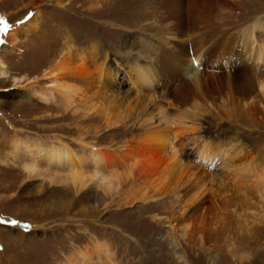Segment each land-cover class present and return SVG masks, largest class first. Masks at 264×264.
<instances>
[{
	"label": "rangeland",
	"instance_id": "1",
	"mask_svg": "<svg viewBox=\"0 0 264 264\" xmlns=\"http://www.w3.org/2000/svg\"><path fill=\"white\" fill-rule=\"evenodd\" d=\"M30 2L0 0V37L34 12H39L38 28L42 34L38 41L29 37L13 46L0 43V61L9 72L8 76L0 77V264H66L91 239L110 246L111 264H264V202L258 199H254L257 207L253 215L256 218L250 219L247 230L237 234L230 247L223 240L208 241L207 235H203L201 241L190 234L183 236L177 230L174 233L177 247L168 238L172 229L168 218L174 216L171 223L179 227L183 218L200 213L202 207L205 209L210 195L222 194V179L226 176L225 167L235 156L233 150L237 155L249 153L264 159V97L246 100L242 114L241 105L235 101L236 98L240 100L239 95L234 92L233 97H223L220 104L216 100L218 106L202 101L190 106L187 102L185 105H189L195 115L187 117L184 128L196 127L198 130L179 137L177 161L180 160L179 165L185 169L178 172L171 186L157 199L148 202L138 199L139 193L148 189V178L138 180L133 177L125 178L115 190L104 194L103 203H97L90 192L73 197L63 187L48 184V181H44L42 191L36 192L35 187L40 185L41 179H26L20 166L12 164L8 138L16 136L47 143L59 140L76 151L81 148L78 142L81 136L83 144H94L106 148L108 153L116 150L126 155V149L138 145L147 134H150L148 138L154 135L170 137L171 131L177 130L174 125L179 121L165 119H174L180 111L177 107H169L175 101L164 93L168 87L166 82V85H151L154 80L146 73L147 83L140 84L138 72L129 67L132 60L137 59L138 45L149 43L142 32L146 29L144 25L148 23L155 28L150 32H159L152 21L146 23L147 20L138 15L137 27L127 28L129 33H115L104 30L112 27L102 23L105 18L98 19L94 15L89 0H67V5L60 6L55 5V0ZM214 14L216 23L229 25L224 28L237 53L243 49L242 42L247 40L251 29L255 30L256 44H263L264 0H241L238 5L230 3L217 8ZM109 19L110 23H127L116 11L109 14ZM112 33L115 34L107 36ZM65 39L76 47H95L98 61L102 60L101 56L106 57L108 71L116 76L107 80L104 93L109 99H115L119 109L127 114L125 125L105 129L100 116L62 112L55 104L42 103L32 95L35 86L47 85L43 74L55 62L51 50ZM224 48L222 51H229V44ZM139 58L138 65L148 66ZM236 71L240 72V68L225 72V75L234 76ZM180 76L185 79L182 74ZM236 79L238 81L239 77ZM202 98L211 101L208 95ZM84 130L88 131L82 135ZM206 142L213 144V151L218 149L219 153L210 166L200 163L199 152ZM231 145L235 147L232 151ZM163 154L170 156V150L165 148ZM125 162L129 163L128 156ZM204 173L208 179L206 195L196 206L189 207L195 178ZM142 185L146 187L142 188ZM27 187L32 190H25ZM185 204L184 212L178 211ZM100 261L104 263V259Z\"/></svg>",
	"mask_w": 264,
	"mask_h": 264
},
{
	"label": "bare ground",
	"instance_id": "2",
	"mask_svg": "<svg viewBox=\"0 0 264 264\" xmlns=\"http://www.w3.org/2000/svg\"><path fill=\"white\" fill-rule=\"evenodd\" d=\"M34 1L36 0H31ZM145 1L89 0V5L94 8V15L98 19L105 18L103 24L112 27L104 29L105 31L129 33L130 30L126 29L137 27L138 15L139 18L147 20L146 23L152 21L157 25L159 30L157 34L150 32L155 29L150 24L144 25L146 29L143 28L142 32L146 34L144 36L149 43L139 44L138 50L135 51L136 58H142L148 66L138 65L136 59L132 60L129 67L138 72L140 84L147 83L144 76L146 73L154 80L151 85L156 86L166 82L168 87L164 93L175 101V104H169V107H177L180 112L174 119L167 117L165 121L178 119L179 123L174 125L177 130H172L170 137L154 135L148 138L150 134H147L138 145L127 147L125 154L129 159L128 164L125 162L127 156L122 155L120 151L112 150L108 153L106 148L89 143L83 144L81 136L78 137L81 148L76 151L59 140L47 143L39 139L12 136L8 138L10 160L12 164L20 166L26 179H41L40 185L35 187L37 193L42 189L44 181H48V184L63 187L73 197L90 192L97 203H103L104 194L115 190L125 178L133 177L138 180L148 178V185L145 184L148 189H143L138 199L144 202L157 199L159 198L157 196L171 186L178 172L185 169L179 165L180 160L177 161L176 146L181 143L179 137L183 134L198 130L196 127L184 128L187 117L195 115L190 106L200 101L209 105L219 100L220 104L223 97H233L234 92L239 95L240 100L236 98L235 101L237 105H241L240 114H242L245 112L243 105L246 100H260L264 97V74H261L264 70L259 72L264 69V42L257 45L255 30L251 29V32L247 31V40L242 42L243 49L237 53L238 51L231 47L232 44L228 41L230 36L224 28L229 25L218 24L213 19L217 8L228 6L230 3L238 5L241 0H232L228 3L224 0ZM65 2L67 0H55V5L60 6L63 3L67 5L68 3ZM115 11L121 13L128 24H116L115 21L110 23L109 14ZM38 15L39 12H34L15 29L10 28L9 33L0 37V41L3 39L5 44L12 46L29 37H34L38 41L42 37L38 28ZM115 33L107 36H113ZM228 44L229 51H222ZM51 54L55 57L54 65L43 74L48 83L46 86H35L32 89L33 96H37L42 103L55 104L62 112L71 114L81 112L85 115L100 116L104 121L105 129L125 125L127 114L124 115L119 109L115 99H109L104 93L107 80L116 76V73L111 74L108 71L105 56H101L102 60L98 61L95 47H76L69 39L61 41L52 48ZM243 57H245L244 61ZM238 68L240 72L236 71L234 76L230 73L225 75V72H232ZM144 69L146 71H143ZM8 74L6 66L0 61V77H6ZM237 77H239L238 81ZM203 95H208L211 101H203ZM187 102L191 105H185ZM216 104L218 106V103ZM92 129L88 128L89 131ZM88 130L82 131V135ZM212 145L206 142L201 147L199 152L201 164L210 166L215 155L219 154L218 149L215 150L216 152L213 151ZM165 148L170 150V156L163 154ZM233 149L235 147L232 146L230 150ZM233 151L235 156H232L231 163L225 167L226 176L223 175L222 179L224 185L222 194L210 195L211 199L205 209L202 207L198 211L200 213L195 212L183 218L179 227L171 223L174 221V216L168 218L169 226L172 225L168 238L175 247H177L174 242L176 230L183 236L190 234L191 237L196 236L201 241L203 235H207L208 241L223 240V243L230 247L234 237L246 231L250 219H253V210L257 207L254 199L264 202V159L249 153L237 155L235 150ZM260 160L262 163L259 164ZM205 171L207 173L208 170ZM206 173L196 176L195 189L191 194L190 204L188 202L189 207L196 206L206 195L208 184ZM190 176L193 177V174ZM146 186L142 185V188ZM25 190L32 189L27 187ZM186 206L187 204L183 205L178 211L183 213ZM82 247L81 251L77 255L73 254L66 264H111V248L106 242L91 239ZM101 259H104V263L100 261Z\"/></svg>",
	"mask_w": 264,
	"mask_h": 264
},
{
	"label": "snow or ice",
	"instance_id": "3",
	"mask_svg": "<svg viewBox=\"0 0 264 264\" xmlns=\"http://www.w3.org/2000/svg\"><path fill=\"white\" fill-rule=\"evenodd\" d=\"M0 42H3V41H0Z\"/></svg>",
	"mask_w": 264,
	"mask_h": 264
}]
</instances>
